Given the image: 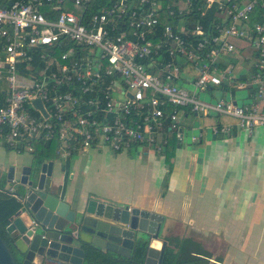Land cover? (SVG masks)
Here are the masks:
<instances>
[{
    "label": "built area",
    "instance_id": "obj_1",
    "mask_svg": "<svg viewBox=\"0 0 264 264\" xmlns=\"http://www.w3.org/2000/svg\"><path fill=\"white\" fill-rule=\"evenodd\" d=\"M166 1L3 0L0 140L17 153L54 144L65 162L86 148L160 151L167 127L183 139L184 108L264 128V0ZM211 9L204 28L196 13ZM163 13L177 21L159 29Z\"/></svg>",
    "mask_w": 264,
    "mask_h": 264
},
{
    "label": "crops",
    "instance_id": "obj_2",
    "mask_svg": "<svg viewBox=\"0 0 264 264\" xmlns=\"http://www.w3.org/2000/svg\"><path fill=\"white\" fill-rule=\"evenodd\" d=\"M200 117L216 115L191 114L184 108L178 118L183 139L169 127L162 132L161 143H170L172 165L166 187L165 154L133 146L119 153L80 150L55 168L53 190L62 187L69 203L77 196L85 201L94 195L156 212L162 216L161 240L189 239L190 245L208 253L209 264H264V128L248 134L226 117L224 124L233 125L231 135H214L210 128L215 124L202 127ZM24 154L0 140L1 179L11 165L18 178L21 167L33 159L31 153ZM61 167L68 172L64 184Z\"/></svg>",
    "mask_w": 264,
    "mask_h": 264
},
{
    "label": "water",
    "instance_id": "obj_3",
    "mask_svg": "<svg viewBox=\"0 0 264 264\" xmlns=\"http://www.w3.org/2000/svg\"><path fill=\"white\" fill-rule=\"evenodd\" d=\"M11 4V2H8ZM40 106V101H34ZM62 184L68 172L64 167ZM0 169V179L2 176ZM54 161L44 160L5 173L9 189L20 203L6 231L14 239L21 264H82L84 246H93L122 258H130L137 240L146 242L144 264H162L167 242L161 240L162 216L136 207L120 206L89 195L72 203L65 200L62 187L53 190ZM61 184V185H62ZM0 264H17L0 236Z\"/></svg>",
    "mask_w": 264,
    "mask_h": 264
},
{
    "label": "trees",
    "instance_id": "obj_4",
    "mask_svg": "<svg viewBox=\"0 0 264 264\" xmlns=\"http://www.w3.org/2000/svg\"><path fill=\"white\" fill-rule=\"evenodd\" d=\"M111 0H98L99 5L104 8L110 3ZM176 1V0H175ZM175 1H166L172 7L177 8L174 3ZM3 0H0V5H3ZM178 4V3H177ZM180 5V4H179ZM93 9V7H92ZM214 9H211L204 17H200V14L196 13V19L204 26V28L214 20ZM172 22H176L177 18H169L166 13L160 16V26L162 29L164 25ZM245 79V78H244ZM2 81L0 80V86ZM167 113L170 112L166 110ZM202 120V127L206 124L213 123L215 125H222L226 122V116H216L212 117H200ZM204 129V128H202ZM168 133V130H167ZM163 139L162 134L157 136V143L161 145V154H165L167 174L165 176L164 187L168 182V176L171 172V162L168 157V152L170 151L169 142L161 143ZM32 156L34 164H41L44 160L54 161L57 159L55 153L54 144H44L40 142L32 143ZM5 179H0V236L4 242L8 245L15 261L17 264H21V257L19 255L18 249L14 246V239L10 237L6 231L7 226L10 224L15 213L20 208V203L17 198L6 189ZM167 247L164 252L162 264H209L208 253L199 248L190 245L189 239H178L175 237L166 238ZM146 253V242L137 240L134 244L133 250L131 252L130 258H122L115 256L113 254L99 250L93 246H84V258L82 264H144V258Z\"/></svg>",
    "mask_w": 264,
    "mask_h": 264
},
{
    "label": "rangeland",
    "instance_id": "obj_5",
    "mask_svg": "<svg viewBox=\"0 0 264 264\" xmlns=\"http://www.w3.org/2000/svg\"><path fill=\"white\" fill-rule=\"evenodd\" d=\"M245 91L243 90V91H238L237 93H236V95H237V97H238V100H239V103H246V101H241V97L242 96H245ZM200 98H201V100H204V99H206L204 96H200ZM195 134H197V130H195V132H194ZM190 138V135L188 136V139ZM185 139H187V137L185 136ZM105 150V149H104ZM103 154H105V153H107L106 151H103L102 152ZM12 154H14V153H12L11 152V155ZM24 155H28L29 156V152H26V154H24ZM60 165V161L59 160H56V162H55V168H58V166ZM11 167H13L12 165L10 166V167H8V169L9 168H11Z\"/></svg>",
    "mask_w": 264,
    "mask_h": 264
}]
</instances>
